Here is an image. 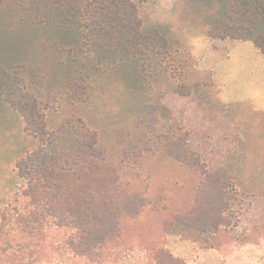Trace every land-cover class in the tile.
Masks as SVG:
<instances>
[{"label":"trees","instance_id":"1","mask_svg":"<svg viewBox=\"0 0 264 264\" xmlns=\"http://www.w3.org/2000/svg\"><path fill=\"white\" fill-rule=\"evenodd\" d=\"M185 2L183 20L199 19L207 36L249 40L264 53V0ZM149 9L145 0H0V97L37 142L16 162L28 203L2 215L16 235L0 231V264L24 262L35 240L52 230L76 256L99 258L114 249L126 218L168 207L166 192L132 185L140 179L134 168L150 156L197 175L189 207L168 218L166 228L230 224L228 183L190 148L188 131L159 101L164 86L181 95L203 88L195 58L174 27ZM106 79L120 80L132 103L117 159L84 112L94 98L105 101L97 92ZM65 104L73 112L54 122ZM147 251L148 264H192L163 243Z\"/></svg>","mask_w":264,"mask_h":264},{"label":"rangeland","instance_id":"2","mask_svg":"<svg viewBox=\"0 0 264 264\" xmlns=\"http://www.w3.org/2000/svg\"><path fill=\"white\" fill-rule=\"evenodd\" d=\"M145 3L153 19L174 27L195 58L203 88L197 86L191 95H181L164 86L158 100L188 131L189 146L206 167L228 183L230 224L201 231L174 222L166 228L168 218L189 207L197 175L187 168L150 156L134 168L140 179L133 180L132 185L138 189L150 188L154 194L166 192V209L155 211L149 206L139 217L126 218L119 244L114 249H106L99 258L76 256L65 247L64 236L52 230L35 240L38 244L33 247L34 255L30 257L29 251L25 252L27 257L20 264H148L147 247L159 243L192 264L206 263V259L207 263H214L217 252L224 254L227 263L236 257L245 264L250 250L233 254L231 245L241 248L253 243L261 251L264 248V112L254 111L252 103L226 104L220 97L225 76L242 58L250 65L249 71L242 74L245 82L228 84V89L243 90L248 94L252 88L246 87V80L258 81L264 86V61L257 57L259 53L255 50L258 49L251 41H245L248 45H240L231 38H212L205 34L199 19L183 20L185 0H145ZM222 39L227 41L222 43ZM228 43H232L231 46ZM229 55L230 66L225 63ZM99 93L105 101L94 98L84 107V112L102 129L105 145L113 150L117 159L118 136L130 121L125 113L132 103L127 100L126 89L120 80L115 84L106 79L98 96ZM262 97L264 105V95ZM72 110L67 104L59 107L56 111L64 113L56 112L54 122L70 115ZM36 145V140L24 131L22 116L0 97V231L3 233L9 229L11 235H16L14 222L9 217L2 219V215L7 212L10 216L28 203L23 195L25 183L17 174L16 162ZM126 173L124 180L130 181L128 170ZM254 262L264 264V251L256 252Z\"/></svg>","mask_w":264,"mask_h":264},{"label":"crops","instance_id":"3","mask_svg":"<svg viewBox=\"0 0 264 264\" xmlns=\"http://www.w3.org/2000/svg\"><path fill=\"white\" fill-rule=\"evenodd\" d=\"M225 39L221 40L222 43H224V41H227ZM231 39L237 40L240 43V45H248V44L245 43V41H249V40H241V39H234V38H231ZM231 44L228 43V45H230V46H231ZM254 46L256 47L255 44H254ZM255 51L257 53H259L257 57L264 61V53H262L259 49L255 50ZM229 59H230V55H229V58H227V61L225 62L226 65H229ZM235 63H236V66L232 69L231 73H229L228 75L225 76V80H223L225 85H223V90L220 93V97H221L222 101L224 103H226V104H232V103H236V102H246L248 104L252 103L255 106L254 111L264 112V105L261 103L262 100H263L262 95H264V86H262L263 84H261V82L253 81V80H251V82H249L250 80H246V82H247L246 83L247 84L246 87H248V88L251 87L252 89H254L253 92H252V89H251L250 90L251 92L248 93V94H245L244 93L245 91H243V90L234 91L233 88H232V90L228 89V87H227L228 84L229 85H238L239 82H245L246 78H244L242 76V74H245L244 72L249 71V69H250L249 61L248 60L246 61L244 58H242L241 60L236 61ZM229 66H228V70H231L229 68ZM263 71H264V69H263ZM257 82H258L259 85H257ZM261 87H262L263 91H261ZM236 88H238V86ZM235 247L236 246L231 245V248H230L232 250L233 254L238 253V252H242L244 250L245 251H247V250L249 251L250 250L251 255H248V258H247L248 261L245 264H254L255 263L254 261H255L256 252L264 251V248L261 251L260 247H256L253 243H249L246 246H243L241 248H235ZM257 249H259V250H257ZM223 256H224V254H222V253L220 254V252H217V253H215L216 262L207 263V259H206L205 260L206 263H203V264H239V263L242 264V262L239 259H237L235 256H234L235 259H233V261L231 263H227L223 259ZM188 262H190V261H188ZM190 263H192V262H190ZM259 264H261V263H259Z\"/></svg>","mask_w":264,"mask_h":264}]
</instances>
